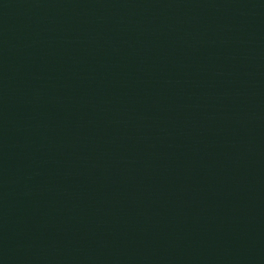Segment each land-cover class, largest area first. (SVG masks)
Instances as JSON below:
<instances>
[{
    "label": "water",
    "instance_id": "water-1",
    "mask_svg": "<svg viewBox=\"0 0 264 264\" xmlns=\"http://www.w3.org/2000/svg\"><path fill=\"white\" fill-rule=\"evenodd\" d=\"M0 264H264V0H0Z\"/></svg>",
    "mask_w": 264,
    "mask_h": 264
}]
</instances>
